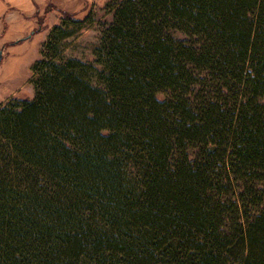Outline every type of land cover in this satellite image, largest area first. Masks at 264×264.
Listing matches in <instances>:
<instances>
[{
	"label": "trees",
	"instance_id": "obj_1",
	"mask_svg": "<svg viewBox=\"0 0 264 264\" xmlns=\"http://www.w3.org/2000/svg\"><path fill=\"white\" fill-rule=\"evenodd\" d=\"M81 22L0 102V264H264V0H119L92 60Z\"/></svg>",
	"mask_w": 264,
	"mask_h": 264
},
{
	"label": "rangeland",
	"instance_id": "obj_2",
	"mask_svg": "<svg viewBox=\"0 0 264 264\" xmlns=\"http://www.w3.org/2000/svg\"><path fill=\"white\" fill-rule=\"evenodd\" d=\"M4 1L5 31L0 29V80L9 85L0 91H18L20 97L32 96L31 67L41 56L42 44L52 26L64 14L82 22L70 24L73 34L63 40V55L92 60L93 49L102 31L113 19V7L119 0H16ZM2 20V19H1ZM2 32V33H1ZM17 37V38H16ZM264 188V182H263Z\"/></svg>",
	"mask_w": 264,
	"mask_h": 264
},
{
	"label": "crops",
	"instance_id": "obj_3",
	"mask_svg": "<svg viewBox=\"0 0 264 264\" xmlns=\"http://www.w3.org/2000/svg\"><path fill=\"white\" fill-rule=\"evenodd\" d=\"M4 1L5 0H0V29H2V32H4L5 31V29H4V27H5V25H6V22L4 21L5 19H4V16H5V8H6V6H5V4H4ZM10 0H7V2H9ZM11 1H14V2H16L17 3V5H18V2L16 1V0H11ZM2 19V20H1ZM1 32V33H2ZM17 38V37H16ZM3 62V59L2 60H0V63H2ZM5 85H9L8 84V81H5V80H0V87L1 86H5ZM17 92L18 91H9V93H4V91H0V102H4V101H6L8 98H10V97H12V96H18V94H17Z\"/></svg>",
	"mask_w": 264,
	"mask_h": 264
},
{
	"label": "bare ground",
	"instance_id": "obj_4",
	"mask_svg": "<svg viewBox=\"0 0 264 264\" xmlns=\"http://www.w3.org/2000/svg\"><path fill=\"white\" fill-rule=\"evenodd\" d=\"M2 60V59H1Z\"/></svg>",
	"mask_w": 264,
	"mask_h": 264
}]
</instances>
